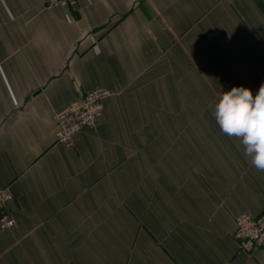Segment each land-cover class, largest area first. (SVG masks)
Returning <instances> with one entry per match:
<instances>
[{"label": "crops", "instance_id": "1", "mask_svg": "<svg viewBox=\"0 0 264 264\" xmlns=\"http://www.w3.org/2000/svg\"><path fill=\"white\" fill-rule=\"evenodd\" d=\"M264 84V0H0V264H264V171L213 115ZM111 91L74 145L54 113Z\"/></svg>", "mask_w": 264, "mask_h": 264}, {"label": "built area", "instance_id": "2", "mask_svg": "<svg viewBox=\"0 0 264 264\" xmlns=\"http://www.w3.org/2000/svg\"><path fill=\"white\" fill-rule=\"evenodd\" d=\"M64 11L76 6L79 0H45ZM111 95L109 89L94 87L81 97L54 113L57 125L56 140L58 143L73 146L75 136L84 128L94 125L104 108V100ZM14 196L7 188L0 189V230L13 228L17 219L9 205ZM238 249L254 252L264 247V211L258 215L242 212L235 217V232ZM227 264H233L228 262Z\"/></svg>", "mask_w": 264, "mask_h": 264}, {"label": "clouds", "instance_id": "3", "mask_svg": "<svg viewBox=\"0 0 264 264\" xmlns=\"http://www.w3.org/2000/svg\"><path fill=\"white\" fill-rule=\"evenodd\" d=\"M213 115L220 130L239 139L251 164L264 171V84L255 95L243 86L221 92Z\"/></svg>", "mask_w": 264, "mask_h": 264}]
</instances>
